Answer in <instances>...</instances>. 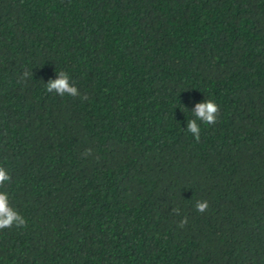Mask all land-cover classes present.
<instances>
[{
  "label": "trees",
  "instance_id": "trees-1",
  "mask_svg": "<svg viewBox=\"0 0 264 264\" xmlns=\"http://www.w3.org/2000/svg\"><path fill=\"white\" fill-rule=\"evenodd\" d=\"M0 264H264V0H0Z\"/></svg>",
  "mask_w": 264,
  "mask_h": 264
}]
</instances>
